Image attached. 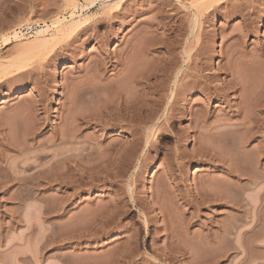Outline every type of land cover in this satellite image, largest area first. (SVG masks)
Listing matches in <instances>:
<instances>
[{
    "label": "rangeland",
    "instance_id": "rangeland-1",
    "mask_svg": "<svg viewBox=\"0 0 264 264\" xmlns=\"http://www.w3.org/2000/svg\"><path fill=\"white\" fill-rule=\"evenodd\" d=\"M116 2L0 0V264H264V0Z\"/></svg>",
    "mask_w": 264,
    "mask_h": 264
},
{
    "label": "bare ground",
    "instance_id": "bare-ground-1",
    "mask_svg": "<svg viewBox=\"0 0 264 264\" xmlns=\"http://www.w3.org/2000/svg\"><path fill=\"white\" fill-rule=\"evenodd\" d=\"M101 1H102V0H101ZM103 1H105V2H107V1L110 2V0H103ZM113 1H114V0H113ZM115 1H116V0H115ZM119 1H120V0H117V2H119ZM117 2H116V3H117ZM92 3H93V2H92ZM88 5H89V4H88ZM74 23H75V22H74ZM69 27H71V26H69ZM41 32H42V31H41ZM231 52H233V51H231ZM184 54H185V53H184ZM229 54H230V53H229ZM233 54H234V53H233ZM236 54H237V52H236ZM240 54H241V53H240ZM242 54H243V53H242ZM234 55H235V54H234ZM230 56H231V55H230ZM235 56H237V55H235ZM242 56H244V55H242ZM228 57H229V56H228ZM231 57H232V56H231ZM238 57H241V56H238ZM244 57H245V56H244ZM163 58H164V56H163ZM233 58H234V56H233ZM242 58H243V57H242ZM164 59H165V58H164ZM231 59H232V58H231ZM231 59H229V60H231ZM129 60H130V59H129ZM132 60H133V58H132ZM165 60H166V59H165ZM168 60H169V59H167V61H168ZM229 60H227V61H229ZM238 60H239V58H238ZM134 61H135V60H134ZM134 61H133V63H131L132 65L135 64ZM163 61H164V60H163ZM163 61L161 62V64L163 63ZM131 62H132V61H131ZM165 62H166V61H165ZM231 62H233V61H231ZM235 62H236V58H235ZM127 63H128V62H127ZM167 63H168V62H167ZM167 63H166L165 65H167ZM169 63H171V62L169 61ZM227 63H228V62H227ZM161 64H160V65H161ZM232 64H233V63H232ZM162 65H163V64H162ZM165 65L163 66L164 68H165ZM230 65H231V64H230ZM230 65H228L229 67L225 66V68H226V72H227V71H229V72L232 71V72H233L232 75H234L235 72L232 70L233 67L231 68ZM233 65H235V64H233ZM233 65H232V66H233ZM130 66H131V65H128L127 67H130ZM167 66H168V65H167ZM167 66H166V68H167ZM236 66H237V65H236ZM62 67H63V64H60V63L57 64V65L55 66V69H54V76H55V78H58V76H59V71L62 69ZM132 67H133V66H132ZM125 68H126V67H125ZM197 68H199V67H197ZM126 69H128V68H126ZM130 69H131V68H130ZM200 69H201V68H199V70H200ZM235 69H236V68H235ZM235 69H234V70H235ZM161 70H162V69H161ZM164 70H165V69H164ZM195 70L197 71V69H195ZM201 70H202V69H201ZM237 70H238V69H237ZM237 70H236V71H237ZM147 71H148V70H147ZM154 71H157V69H156V70H152V75H149V74L151 73L150 70H149V74H148V72H144V74H143V71H142V73H141V74H142V75H141L142 77H143V75H146V74H148V76H147V77L144 76V77H146V78H143V79H142V78H139V81L142 79L143 82H146V81H148V79L150 80V78H148L149 76H154V74H155V75H158V77H159V76H162V74H163V72H164V71H163V72L161 71V73H160V72L157 73V72H154ZM169 71H170V70H169ZM238 71H239V70H238ZM166 72H167V71L164 72L165 75H167ZM198 72H199V71H198ZM186 73H187V72H186ZM186 73H185V74H186ZM194 73H195V72H194ZM196 73H197V72H196ZM238 73H239V72H238ZM238 73H236V74H238ZM122 74H123V73H122ZM127 74H128V73H127ZM127 74H126V75H127ZM169 74H170V73H169ZM178 74H179V71H178L176 74H174V76H173V77H174V78H173V84H174V82H175L176 80H178V79H177V78L179 77ZM188 74H189V73H187L186 75L188 76ZM236 74H235V76H236ZM239 74H240V73H239ZM165 75L162 76L161 78H163V77H166V78H167L168 76H170V75H168V76H165ZM190 75H193V74L191 73ZM194 75H195L194 78H195V77H199V78L201 79L200 81L204 82V84H205V87H201L202 85L200 86L201 88H200L199 91L202 93L203 97H204L206 100L209 99V98H212V99H219V100H221L225 105H227V107H230V106L232 105V104H231L232 99L230 100L229 98H230V90L233 91V90L235 89V88H233V87H236V86H233V82H228V81H227V82H224V83L222 82L221 85H220V84H219V85H218V84H215V85H214L213 83H211V82H212V80H211V78H210L211 76H210V77H209L208 75H207V76H206V75H205V76H204V75L201 76L200 73H199V74H194ZM123 76H124V75H123ZM136 76H137V75H136ZM187 76L184 75V77H186V78H187ZM158 77L156 76V78H158ZM238 77L241 78L240 75H238ZM136 78L138 79V77H136ZM147 78H148V79H147ZM154 78H155V76H154ZM166 78H165V79H166ZM188 78H189V76H188ZM191 78H193V77L191 76ZM215 78H216V77H215ZM145 79H147V80L145 81ZM212 79H213V78H212ZM235 79H237V78H235ZM135 80H136V79H135ZM142 80H141L140 82H138V81H136V82H137L138 84L140 83V85H142V84H143V83L141 84ZM210 80H211V82H209ZM237 80H238V79H237ZM237 80H236V82L238 83ZM240 80H241V79H239V81H240ZM162 81H164V80H162ZM213 81H214V79H213ZM215 81H216V80H215ZM234 81H235V80H234ZM148 82H150V81H148ZM148 82H147L148 87H149V84H151V85L153 84V81H151V83H148ZM156 82H157V81H155V83H156ZM158 82H159V81H158ZM176 82H177V81H176ZM208 82H209V83H208ZM216 82H217V81H216ZM219 82H220V81H219ZM219 82H218V83H219ZM134 83H135V82H134ZM190 83H191V82H190ZM207 83H208V84H207ZM237 83H236V84H237ZM239 83H240V82H239ZM239 83H238V85H239ZM160 84H163V83L160 82ZM197 84H198V83H197ZM199 84H200V83H199ZM212 84H213V85H212ZM143 85H144V84H143ZM143 85H142V86H143ZM154 85H155V84H153V86H154ZM186 85H187V84H186ZM189 85H190V84H189ZM189 85H188V86H189ZM193 85H194V84H193ZM234 85H235V82H234ZM238 85H237V86H238ZM188 86H187V87H188ZM191 86H192V85H191ZM203 86H204V85H203ZM262 86H264V85H262ZM138 87H139V86H138ZM178 87H179V86H178ZM189 87H190V86H189ZM242 87H243V86H242ZM139 88H141L142 91L144 90L143 87H139ZM139 88H138V89H139ZM144 88H145V87H144ZM151 88H153V87L151 86L150 89H151ZM136 89H137V88H136ZM138 89H137V90H138ZM148 89H149V88H148ZM182 89H183V88H182ZM232 89H233V90H232ZM259 89H260V88H259ZM262 89H264V87H262ZM154 90H155V89H154ZM161 90H162V89H161ZM197 90H198V89H197ZM139 91H141V90H139ZM139 91H138V92H139ZM173 91H174V90H173ZM175 91L178 92L177 89H176ZM175 91H174V92H171L172 94H171V93H170V94H171V97H173V93H174V97H173V98H175L174 100H177L178 97H179L180 95H182V94L180 93V90H179L178 93H180V95L178 96V95H177V92H175ZM258 91H261V89L258 90ZM138 92H137V94H138ZM145 92H148V91H145ZM152 93H153V91H152ZM152 93H149V94L151 95ZM231 93H232V92H231ZM143 94H145V95H143V97L148 95L147 93H144V92H143ZM256 94H257L258 96H260V93H259V92H257ZM139 95L142 96V94H139ZM139 95H138V96H139ZM160 95H161V94H160ZM135 96H137V95H135ZM135 96H134V101H132L133 99H131V98H129L131 101H130L129 99H127V100L129 101V104H130V102L135 103V99L137 98V97L135 98ZM152 96H153V95H152ZM152 96H151V97H152ZM157 96H158V95H157ZM157 96H156V98H155V97H152V99L157 100ZM161 96H163V95H161ZM161 96H160V97H161ZM177 96H178V97H177ZM129 97H130V96H129ZM131 97H132V96H131ZM151 97L148 95V97H146V98H148V99H146L145 97H144L145 99H143V98H142V99H143V100H151ZM158 97H159V96H158ZM176 97H177V98H176ZM126 98H127V97H126ZM138 98H140V97H138ZM180 98H181V96H180ZM233 98H234V97H233ZM254 98H255L254 101H256L255 103H253V105L255 104L254 107L261 108V107L264 106V90L261 92V96H260V97H258V98L256 99V95H255ZM158 99H159V98H158ZM127 100H126V101H127ZM136 100H137V99H136ZM139 100H140V99H139ZM170 100H171V98H170ZM170 100H169V101H170ZM234 100H235V99H234ZM234 100H233V101H234ZM126 101H124V102H126ZM151 101H152V100H151ZM153 101H154V100H153ZM153 101H152V102H153ZM159 101H160V103H161L162 100H158L157 102H159ZM172 101H173V99H172ZM177 101H178V100H177ZM233 101H232V103H233ZM137 102H139V101L137 100ZM137 102H136L135 104H133V106L131 107V109L134 110V114H136V113H139V114L141 113V114H142V113L144 112L143 115H145V112L148 111V108H149V110H150V109H152V106L154 107V105H156V104H155V101H154V104L152 103L150 106L147 104V101H145L146 103H145V107H144V106H143L144 103H141V104H140V102H142L141 100H140L139 103H137ZM2 103H3V101H2V99H0V104H2ZM150 103H151V102H150ZM150 103H149V104H150ZM170 103H171V101H170ZM172 103H173L172 106H174V104H175L176 102L173 101ZM121 104H123V103H121ZM129 104H127V102H126V104H125L126 106H124V108H127V106H131V105H132V103H131L130 105H129ZM142 104H143V105H142ZM146 104H147V105H146ZM157 104H158V103H157ZM170 105H171V104H170ZM225 105H224V106H225ZM146 106H149V107L147 108ZM156 106H157V105H156ZM156 106H155L154 108H156ZM233 106H234V104H233ZM235 106H237V108L235 107V108L237 109V114L240 113V112H241V110H240L241 106H240V107H238L239 105H235ZM120 107H121V106H120ZM122 107H123V106H122ZM122 107H121V108H122ZM158 107H159V106H158ZM154 108H153V110H150V111H152V113H153V111H155L156 109H158V108H156V109L154 110ZM235 108H234V109H235ZM238 108H239V109H238ZM131 109H130V110H131ZM236 109H235V110H236ZM121 110H122V109H121ZM158 110H159V109H158ZM166 110H167V109H166ZM255 110H257V109L255 108ZM124 111H125V110H124ZM126 111H127V110H126ZM164 111H165V109H164ZM132 112H133V111H132ZM231 112H232V111H231ZM125 113H126V112H125ZM127 113H128V112H127ZM148 113H149V112H148ZM154 113H155V112H154ZM154 113L151 114V115L154 116ZM232 113H233V112H232ZM234 113H236V112H234ZM129 114H131L130 111H129ZM146 114H147V113H146ZM125 115H126L127 118H129L127 114H125ZM151 115L149 114V117H150ZM192 115H193V114H192ZM145 116L147 117V119H151V118H149L147 115H145ZM153 116H152V117H153ZM169 116L171 117L170 114H169ZM172 116H173V115H172ZM122 117H123V116H121V118H122ZM124 117H125V116H124ZM126 117H125V120L127 121ZM130 117L132 118V114L130 115ZM140 117H141V115L138 116L139 120L137 119V121L134 120V119L137 118V117H134L133 119H130V120H134V121H130V120L128 119V123H129V122L133 123V122H135V121H136V122H139V121L142 122V121H143V122L145 123L146 121H144V119H143V118H145V117H143V116H142L143 118H140ZM170 117H169L168 119H170ZM245 117H246V116L243 117L244 120H242V121H245V120H246ZM140 119H143V120H140ZM145 119H146V118H145ZM152 119H153V118H152ZM152 119H151V120H152ZM156 119H157V118H156ZM165 119H166V118H165ZM247 119H248V118H247ZM121 120H122V119H121ZM123 120H124V118H123ZM154 120H155V119H153V121H148V122H147V125H145L146 123L144 124L145 126H147V129H146V130H147L148 132H150L149 130H151V129H152V130H153V129L155 130V127H156V125H157L158 122H157V120H156V121H154ZM159 120H160V118H159ZM166 120H167V119H166ZM163 121H164V120H163ZM246 121H247V120H246ZM246 121H245V122H242V123H238V124L234 123L233 125H236L235 128L237 127L236 129L234 128V129H235L234 131H236L237 129H240V130L243 129V132H247L246 134L249 133V134L251 135L252 130H251V132H248V131H247V130L250 131V129H251V127H250V125H249L250 122L248 123V121H247V122H246ZM121 122H122V121H121ZM124 122H125V121H124ZM136 122H135L136 125H138V124H139V125L142 124V123H140V122H139V123H136ZM167 122H168V121H167ZM167 122H165V123H167ZM169 122H170V121H169ZM226 122H229V121H226ZM240 122H241V121H240ZM125 123H126V122H125ZM131 123H130V124H131ZM159 123H160L159 125H162L164 122H163L162 124H161V122H159ZM225 124L227 125L228 123H225ZM133 125H134V124H133ZM133 125H132V126H133ZM219 125H220V127L222 126L221 124H219ZM263 125H264V124H263ZM227 126H228V125H227ZM229 126H230V125H229ZM231 126H232V125H231ZM251 126H252V125H251ZM225 127H226V126H225ZM249 127H250V128H249ZM141 128H142V126H141ZM209 128H211V127H209ZM212 128H215V127H212ZM212 128H211V130H215V129H212ZM216 128H217V127H216ZM223 128H224V127H223ZM252 128H253V127H252ZM136 129H137V128H136ZM144 129H145V127H144ZM225 129H226L225 131H228V132L231 131L230 128H229L230 130H229L228 128H225ZM227 129H228V130H227ZM133 130H135V129H133ZM138 130H139V129H138ZM208 130H209V129H208ZM217 130H218V129H217ZM221 130H222V129H221ZM232 130H233V129H232ZM244 130H246V131H244ZM263 130H264V128H263ZM225 131H222V132L225 133ZM237 131H238V130H237ZM237 131H236V132H237ZM34 132H35V131H34ZM34 132H30V133H31L30 136H32V133H34ZM148 132H147V133H148ZM211 132H212V131H211ZM215 132H216V131H215ZM222 132H221V133H222ZM228 132H227V133H228ZM206 133H207V132H206ZM217 133H218L219 135H218ZM217 133H215V134H217V135H215L214 132H213V136H216V137H217V136H220V135H221V136H220V139H221V137L224 135L222 139H224L223 142H225V140H226L225 138L227 137L226 135H228V134H226V135H225L224 133L221 134V133L218 132V131H217ZM144 134H145V133H144ZM150 134H151V133H150ZM208 134L211 135V134H210V131H209V133H207V135H208ZM254 134H255V132L253 133V135H254ZM33 135H34V134H33ZM203 135H205V133H204ZM209 135H208V136H209ZM250 135H249V136H250ZM208 136H207V137H208ZM225 136H226V137H225ZM207 137H205V140H204L205 142H207V141H206V138H207ZM209 137H210V136H209ZM209 137H208L207 139H209ZM224 137H225V138H224ZM245 137H246V136H245ZM251 137H253V136H251ZM147 138H148V137H147ZM210 138H211V137H210ZM203 139H204V138H203ZM222 139H221V140H222ZM227 139H228V138H227ZM249 139H250V138H249ZM249 139H247V140H249ZM145 140H147V139H145ZM244 140H245V139H244ZM227 141H228V140H227ZM191 142H192V140H188V141H187V145H190ZM146 143H147V141H146ZM146 143H145V144H146ZM227 143H228V142H227ZM227 143H226V144H227ZM147 144H148V143H147ZM228 144H229V143H228ZM145 146H146V145H145ZM47 180H48V179H47ZM0 183H1V181H0ZM2 183H3V182H2ZM1 186H2V185H1ZM1 186H0V188H1ZM25 186H26V185H25ZM25 186H24V187H25ZM2 187H3V186H2ZM4 188H6V187L4 186L3 189H4ZM3 192H4V191H3ZM7 192H8V189H7ZM3 194H4V193H3ZM6 194H7V193H6ZM195 203H196V202H195ZM196 204H197V203H196ZM142 213L144 214L145 212H142ZM145 215H146V214H145ZM145 218H147V217H145ZM145 218H144V219H145ZM147 222H148V221H146V222L144 221V223H146V225L144 224V226H146V227H147ZM166 225H167V224H165L164 226H166ZM166 227H167V226H166ZM163 229H164V228H163ZM166 230H167V229H166ZM164 231H165V230H164ZM170 232H171V230H170ZM167 234H168V233H167ZM167 236H168V235H167ZM171 236H172V235H171ZM170 238H172V237H170ZM170 238H169V239H170ZM173 238H174V236H173ZM125 255H126V254H125ZM181 255L183 256V254H181ZM127 256L130 258L131 254H130V256H129V255H127ZM123 257H124V255H123ZM125 257H126V256H125ZM125 257H124V258H125ZM126 258H127V257H126ZM132 260H133V259H132ZM153 260H155V259H153ZM156 260H157V259H156ZM134 261H135V260H134ZM134 261H133V262H134ZM191 261H192V260H191ZM205 261H206V260H205ZM205 261H204V262H205ZM130 262H131V261H130ZM145 262H146V261H145ZM147 262H148V261H147ZM192 262H194V261H192ZM200 262H201V261H200ZM200 262H198V263H200ZM204 262H202V263L204 264ZM150 263H151V262H150ZM205 263H206V262H205ZM215 263H216V262H215ZM215 263H214V264H215ZM146 264H149V262L146 263ZM194 264H197V263L194 262ZM206 264H208V263H206ZM211 264H212V263H211Z\"/></svg>",
    "mask_w": 264,
    "mask_h": 264
},
{
    "label": "built area",
    "instance_id": "built-area-1",
    "mask_svg": "<svg viewBox=\"0 0 264 264\" xmlns=\"http://www.w3.org/2000/svg\"><path fill=\"white\" fill-rule=\"evenodd\" d=\"M31 32V30H18V32H16L18 34V36H24L27 35Z\"/></svg>",
    "mask_w": 264,
    "mask_h": 264
}]
</instances>
